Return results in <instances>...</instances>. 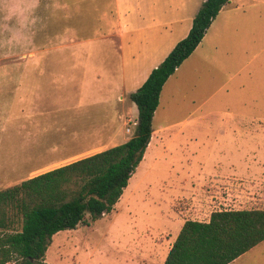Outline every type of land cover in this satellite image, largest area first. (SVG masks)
Wrapping results in <instances>:
<instances>
[{
  "label": "rangeland",
  "instance_id": "1",
  "mask_svg": "<svg viewBox=\"0 0 264 264\" xmlns=\"http://www.w3.org/2000/svg\"><path fill=\"white\" fill-rule=\"evenodd\" d=\"M229 1L237 22L219 24L210 54L198 50L165 84L152 129L182 119L238 123L233 130L251 133L248 161H235L242 175L213 185L224 159L203 137L190 160L185 133L139 164L110 213L55 234L45 262L162 264L183 219L264 209V0ZM133 2L0 0V190L132 137L138 111L113 77L117 41L101 36ZM231 264H264V241Z\"/></svg>",
  "mask_w": 264,
  "mask_h": 264
},
{
  "label": "trees",
  "instance_id": "2",
  "mask_svg": "<svg viewBox=\"0 0 264 264\" xmlns=\"http://www.w3.org/2000/svg\"><path fill=\"white\" fill-rule=\"evenodd\" d=\"M228 2L205 0L187 36L129 95L138 111L131 138L0 190V264H48L55 234L113 210L143 159L165 82ZM262 241L264 209L215 211L207 222L184 221L162 264H231Z\"/></svg>",
  "mask_w": 264,
  "mask_h": 264
},
{
  "label": "crops",
  "instance_id": "3",
  "mask_svg": "<svg viewBox=\"0 0 264 264\" xmlns=\"http://www.w3.org/2000/svg\"><path fill=\"white\" fill-rule=\"evenodd\" d=\"M131 1L134 2L114 14L112 23L106 26L107 30L104 32L105 34L101 36V39H105L107 36L112 35L117 41L118 48L115 52V64H117V67H115L116 69L114 70L113 77L118 82L117 89H119L121 100H123L125 96L129 98V95L135 92L144 83L150 72L166 58L174 46L187 36L192 25V20L205 0ZM231 7V1L222 7L207 29L199 45L183 63L191 60V58H194L196 55H200L198 50H201L203 55V51L205 52L206 47H209L206 54H210V43L214 41L217 35L216 29H218L219 24L237 22L233 14L235 9ZM216 22H218L217 27H215L217 24ZM212 29H214V31H212ZM73 46L76 47L78 45ZM182 64L177 68L178 70ZM177 69L173 75L167 79L165 84L175 77L176 72H178ZM236 124L238 123L224 121L201 123L198 120L182 119L159 126L156 130L152 129L149 144L140 164L148 155L153 158L159 149L162 152L168 151L171 143H173L175 139L179 140L187 133V139H189L190 144L188 149L190 160H196L197 157L201 156L200 144L203 137L210 142L209 145L212 146V151H216L220 155L219 157L224 159V162L217 163V169L221 171L213 172L212 175L208 177V181L210 179L214 181L215 183L213 185L215 186H220L218 184H223V182H230L228 177L242 175L241 172L236 171L240 168L237 167L238 164H236L235 161H243L245 159L248 161L250 157V151L248 148L246 149L243 147V143L245 142V138L251 136V133L249 130L245 132L233 130V128L239 129ZM246 125L249 126L248 124ZM203 127H205L206 130H198ZM102 128H106V125H103ZM128 139L129 138L123 140L122 143ZM239 164L242 166V163ZM220 166L222 168H220ZM38 174L41 173L29 174L30 176L28 178ZM192 175L193 172L191 170H186V176ZM182 187H189V185H183ZM195 187V185H190L189 188H181V191L187 193L194 190ZM210 214L207 220L201 222H207ZM161 215L168 221H172L170 217L181 218V216L176 213L167 215L161 213ZM189 220L195 219L192 218ZM184 221H186V219L182 220V224Z\"/></svg>",
  "mask_w": 264,
  "mask_h": 264
}]
</instances>
